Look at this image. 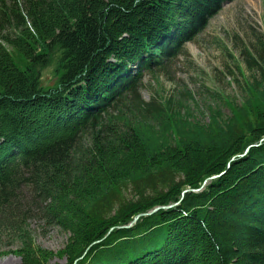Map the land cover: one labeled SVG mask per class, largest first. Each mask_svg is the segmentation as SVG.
<instances>
[{
	"label": "trees",
	"instance_id": "obj_1",
	"mask_svg": "<svg viewBox=\"0 0 264 264\" xmlns=\"http://www.w3.org/2000/svg\"><path fill=\"white\" fill-rule=\"evenodd\" d=\"M223 1L0 0V240L20 264L54 255L33 218L69 233L64 264H264V34L230 115L198 119L185 89L146 101L130 72L158 81Z\"/></svg>",
	"mask_w": 264,
	"mask_h": 264
},
{
	"label": "rangeland",
	"instance_id": "obj_2",
	"mask_svg": "<svg viewBox=\"0 0 264 264\" xmlns=\"http://www.w3.org/2000/svg\"><path fill=\"white\" fill-rule=\"evenodd\" d=\"M208 19L207 25L183 45V53L181 51L175 58L165 60L169 69L167 73L158 74V81L144 70L141 91L144 100L159 96L168 98L180 90H188L194 98L185 104L203 121L209 118L210 105L220 106L226 115H230L228 103L243 102L244 86L250 72L244 69L242 50L253 46L255 35L264 34V0H224ZM237 65L243 67V74ZM40 74L45 88L54 86L56 75L51 67ZM217 93L221 98L214 97ZM133 198L134 192L127 188L120 195L119 202ZM29 226L35 244L53 251L50 264H64L66 257H61L59 252L65 247L69 233L36 218L29 220ZM19 247L17 241L3 237L0 240V264H20Z\"/></svg>",
	"mask_w": 264,
	"mask_h": 264
},
{
	"label": "water",
	"instance_id": "obj_3",
	"mask_svg": "<svg viewBox=\"0 0 264 264\" xmlns=\"http://www.w3.org/2000/svg\"><path fill=\"white\" fill-rule=\"evenodd\" d=\"M205 184V183H204ZM189 190H186L184 192H187ZM175 204H171V205H166V206H157L155 208H153L152 210L148 211V212H144V213H141L139 214L137 217H135L131 222L130 224L128 225H124L122 226V228H130L132 227L137 221L139 218L141 217H145V216H149V215H152L154 213H156L157 211H159L160 209H166V208H170V207H173Z\"/></svg>",
	"mask_w": 264,
	"mask_h": 264
},
{
	"label": "bare ground",
	"instance_id": "obj_4",
	"mask_svg": "<svg viewBox=\"0 0 264 264\" xmlns=\"http://www.w3.org/2000/svg\"><path fill=\"white\" fill-rule=\"evenodd\" d=\"M137 217V216H136Z\"/></svg>",
	"mask_w": 264,
	"mask_h": 264
}]
</instances>
